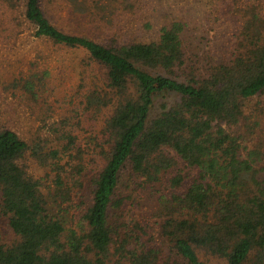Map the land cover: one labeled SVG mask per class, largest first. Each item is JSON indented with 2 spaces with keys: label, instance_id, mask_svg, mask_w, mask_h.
Here are the masks:
<instances>
[{
  "label": "trees",
  "instance_id": "trees-1",
  "mask_svg": "<svg viewBox=\"0 0 264 264\" xmlns=\"http://www.w3.org/2000/svg\"><path fill=\"white\" fill-rule=\"evenodd\" d=\"M222 2L236 30L200 64L179 22L149 41H102L59 28L40 0H0L91 68L74 115L47 135L25 138L0 114V215L14 234L0 264H264V13ZM49 76L32 62L15 80L32 110L47 105ZM87 114L102 124L82 142L74 124Z\"/></svg>",
  "mask_w": 264,
  "mask_h": 264
},
{
  "label": "rangeland",
  "instance_id": "rangeland-1",
  "mask_svg": "<svg viewBox=\"0 0 264 264\" xmlns=\"http://www.w3.org/2000/svg\"><path fill=\"white\" fill-rule=\"evenodd\" d=\"M40 1L47 17L59 28L102 41H108L113 36L149 41L159 36L163 26L182 23L184 29L181 35L186 50L200 64L221 58L227 52L239 19L227 13L225 6L230 2L224 5L222 0ZM126 1L132 4V8L125 6ZM241 1L262 7L264 13V0L255 3ZM32 32L19 11L8 10L0 4V114L5 124L25 138H30L40 126L43 127L42 136H45L48 134L47 122L73 116L69 110L74 106L71 102H79L73 95L78 90L80 78H85L91 72L83 50L54 46L36 38ZM32 62L39 64L42 75L45 70L50 72L45 95L47 105L43 106L42 99V105L39 103L36 108L32 103L33 110L27 101L18 97L19 88L14 87L15 80L25 76ZM166 96L156 100L154 113ZM169 100L173 101L174 97ZM41 109L42 122L37 117ZM82 120V125L74 124V129L84 142L88 135H95L99 131L102 123L90 114L84 115ZM30 164L36 174H43L33 162ZM122 181L121 190L127 194L130 189L125 187V177ZM141 209L145 211L147 207ZM74 210L71 208L69 215ZM54 211L59 212L60 208L56 206ZM13 238V232L0 215V243L11 242ZM211 263L222 264L221 260L216 259H212Z\"/></svg>",
  "mask_w": 264,
  "mask_h": 264
}]
</instances>
